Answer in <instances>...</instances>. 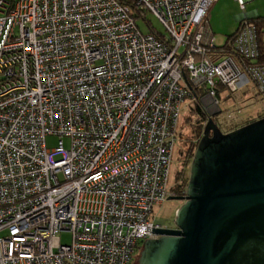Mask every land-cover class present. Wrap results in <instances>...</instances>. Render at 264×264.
Here are the masks:
<instances>
[{
	"label": "built area",
	"instance_id": "1",
	"mask_svg": "<svg viewBox=\"0 0 264 264\" xmlns=\"http://www.w3.org/2000/svg\"><path fill=\"white\" fill-rule=\"evenodd\" d=\"M216 1L133 0L162 40L118 0H0V264H132L157 238L186 98L264 94L263 67L205 57ZM241 24L234 49L254 60L256 27Z\"/></svg>",
	"mask_w": 264,
	"mask_h": 264
},
{
	"label": "water",
	"instance_id": "2",
	"mask_svg": "<svg viewBox=\"0 0 264 264\" xmlns=\"http://www.w3.org/2000/svg\"><path fill=\"white\" fill-rule=\"evenodd\" d=\"M166 199L184 201L175 228H152L136 264H264V117L228 133L208 118L185 195Z\"/></svg>",
	"mask_w": 264,
	"mask_h": 264
},
{
	"label": "rangeland",
	"instance_id": "3",
	"mask_svg": "<svg viewBox=\"0 0 264 264\" xmlns=\"http://www.w3.org/2000/svg\"><path fill=\"white\" fill-rule=\"evenodd\" d=\"M243 1L245 3L244 10L240 9L235 0H217L209 8L206 17L208 19L209 27L214 37V43L216 46L223 45L228 36L232 35L235 31L236 35H239L242 31L241 23L248 21L254 24L251 22V20H245L241 22L237 18L241 14L256 12V17H264V0ZM146 16V21L149 23V26H147L142 20L138 21V25L141 28V32L143 34H147L149 27L157 32L164 33L162 25L152 14L149 13L146 14ZM262 32L264 41V28ZM256 40L258 41L257 32ZM208 41L209 40H207V42ZM179 52H182V48L179 50ZM231 58L239 68H242L240 61L237 62L235 58ZM250 85H252L254 88L250 87L247 93L240 91L242 88L237 92H232L229 91L227 87H224L223 92L218 96L219 108L214 107V109L209 107L210 101L205 98V92L200 91L201 94L198 98V101L202 107L201 112L204 113L206 118L204 122L202 121L201 116L194 111L198 101L193 99L191 96H193L195 93L193 95H189L190 97L188 96L186 98L181 116L178 121L177 138L174 145V152L168 177V197H172L170 191L176 185V175H182L183 172L185 173V180L183 182L184 191L182 196L185 195L193 154L195 152L197 143L202 136L203 127L206 124L208 118H211L218 126L219 130H221L223 133L231 132L254 121H257L261 119L257 118L260 115H262L261 117L263 118L264 115L261 108H264V94L263 92H260L253 83H250L249 86ZM219 86L223 87L221 85H217L216 87L218 88ZM188 89L190 91L189 87ZM231 114L233 115L235 121L234 123L230 118ZM249 115L251 117H247ZM250 119L256 120L250 121ZM59 141L63 142V145L66 149L69 147V139L58 136H47L46 147L48 149H55L58 147ZM192 149H194L193 153ZM186 165L187 169H183ZM183 202V200L168 201L167 199V201H165L161 206H155L153 208V211L150 215V221L163 228L174 229V214L183 204ZM60 240L63 244H68L70 242V236L63 233L60 235Z\"/></svg>",
	"mask_w": 264,
	"mask_h": 264
},
{
	"label": "trees",
	"instance_id": "4",
	"mask_svg": "<svg viewBox=\"0 0 264 264\" xmlns=\"http://www.w3.org/2000/svg\"><path fill=\"white\" fill-rule=\"evenodd\" d=\"M118 1L122 2L123 4L127 5L130 8V12H131L132 17L135 20V25H136L137 29H139L141 31V28L138 25V21L139 20H142L143 22H145V24L147 26H149V23L146 21V17L147 16L142 14L136 8V5L134 4L133 0H118ZM251 21L254 23V25L256 27V32H257V36H258L259 56L256 59H254V60L253 59H244L238 54V52H236V50L234 49V46H233V40H234V38L236 36V31L232 35L228 36V38L226 39V41H225V43L223 45L216 46L215 43L213 44L212 47L210 45H208V44L204 45L203 48H204V51H205V57L208 58L209 60L215 62V63H218L223 58H225L227 56L228 57L231 56V57L235 58V60L237 62H239V61L241 62V67L261 66V67L264 68V41H263V32H262V30L264 28V17H259L258 16L256 18L252 19ZM207 31H209L208 30V26H207ZM147 33L148 34H153L156 37L164 40V34L163 33L157 32V31H155L154 29H152L150 27H149ZM223 89H224V87H220V86L218 88H216L217 96H219L223 92ZM200 94H201L200 92H198V93L196 92L191 97L193 99H195L196 101H198V98L200 97ZM198 103H199V101H198ZM198 103H196V107H195L194 111L201 116L202 121L204 122L206 118L204 116V113L201 112L202 111V107H201L200 103L199 104ZM226 111H228V110H226ZM263 115H264V113H263ZM261 116L262 115L258 116L257 118L258 119L262 118ZM231 119L233 120V123H234L235 121H234L233 116L231 117ZM254 120H256V119H250V121H254ZM229 131H231V130H229ZM193 151H194V149H192V153H193Z\"/></svg>",
	"mask_w": 264,
	"mask_h": 264
},
{
	"label": "flooded vegetation",
	"instance_id": "5",
	"mask_svg": "<svg viewBox=\"0 0 264 264\" xmlns=\"http://www.w3.org/2000/svg\"><path fill=\"white\" fill-rule=\"evenodd\" d=\"M183 169H187V165ZM184 174L185 173L183 172L182 175L181 174H179L178 176L176 175V185L170 191V194L172 195V197H179V198L182 197V193L184 191L183 190V182L185 180Z\"/></svg>",
	"mask_w": 264,
	"mask_h": 264
},
{
	"label": "crops",
	"instance_id": "6",
	"mask_svg": "<svg viewBox=\"0 0 264 264\" xmlns=\"http://www.w3.org/2000/svg\"><path fill=\"white\" fill-rule=\"evenodd\" d=\"M245 9V8H244ZM256 17V12H250V13H247V14H241L240 16H238L237 18L242 22V21H245V20H252V19H254ZM207 22H208V19H207ZM252 22V21H251ZM208 32H209V34H211L212 35V32H211V29H210V27H209V23H208ZM214 38V37H213ZM247 87V88H246ZM246 87H244V88H242L240 91H243V92H245V93H247L248 92V90H249V88L250 87H253L252 85H248V86H246ZM254 88V87H253ZM262 109V111H263V113H264V108L262 107L261 108ZM258 112H259V110H258ZM257 112V113H258ZM233 115L231 114V116H230V118L232 117ZM247 117H251L250 115L249 116H247ZM229 118V119H230Z\"/></svg>",
	"mask_w": 264,
	"mask_h": 264
},
{
	"label": "bare ground",
	"instance_id": "7",
	"mask_svg": "<svg viewBox=\"0 0 264 264\" xmlns=\"http://www.w3.org/2000/svg\"><path fill=\"white\" fill-rule=\"evenodd\" d=\"M162 228H163V227H162ZM164 229H167V228H164ZM140 248H141V247H139L138 252L136 253V256H135V258H134L132 264H135V263L137 262V259H138V256H139V253H140V251H141Z\"/></svg>",
	"mask_w": 264,
	"mask_h": 264
}]
</instances>
